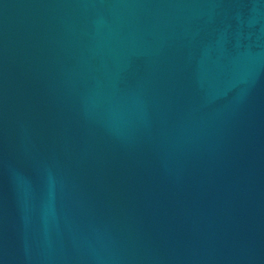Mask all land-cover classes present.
Wrapping results in <instances>:
<instances>
[{"label":"water","instance_id":"obj_1","mask_svg":"<svg viewBox=\"0 0 264 264\" xmlns=\"http://www.w3.org/2000/svg\"><path fill=\"white\" fill-rule=\"evenodd\" d=\"M0 264H264V0H0Z\"/></svg>","mask_w":264,"mask_h":264}]
</instances>
